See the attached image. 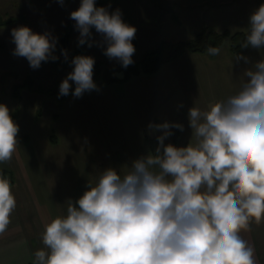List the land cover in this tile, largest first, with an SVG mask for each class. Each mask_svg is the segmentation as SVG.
I'll list each match as a JSON object with an SVG mask.
<instances>
[{
    "label": "clouds",
    "instance_id": "clouds-1",
    "mask_svg": "<svg viewBox=\"0 0 264 264\" xmlns=\"http://www.w3.org/2000/svg\"><path fill=\"white\" fill-rule=\"evenodd\" d=\"M70 18L80 45L95 28L109 59L124 68L133 63L136 28L122 20L119 9L110 14L95 0H81ZM11 36L13 55L26 58L31 68L57 59L48 33L20 26ZM241 47L264 49V3L251 14ZM206 51L215 56L221 49L208 46ZM94 63L91 56L74 57L59 95L69 94V81L77 98L96 89ZM244 76L236 93L206 110L189 109L194 143L166 145L171 129L183 131V125L150 124L163 131L155 153L136 159L123 174L104 170L77 200L69 199L66 215L45 224L44 248L34 253V264H256L255 250L241 233L264 221V59ZM18 133L9 108L0 104V163L13 158ZM16 206L11 182L0 172V236Z\"/></svg>",
    "mask_w": 264,
    "mask_h": 264
},
{
    "label": "rangeland",
    "instance_id": "rangeland-1",
    "mask_svg": "<svg viewBox=\"0 0 264 264\" xmlns=\"http://www.w3.org/2000/svg\"><path fill=\"white\" fill-rule=\"evenodd\" d=\"M155 1L95 0L97 7L106 8L110 14L119 9L122 20L136 28L133 63L164 39L192 38L211 17L216 20L213 27L218 31L246 32L251 14L264 3V0H220L225 5L212 9L209 4L193 8L190 6L193 0ZM80 3L81 0H64L63 4L60 0H0V104L7 105L19 126L16 152L11 161L3 164L14 168L20 178L12 187L17 206L8 227L13 235L9 241L4 236L7 240L0 242V249L5 243L9 246L7 251H0V264H34V253L44 248L41 241L44 227L42 231L36 230L37 240L26 238L19 231V227L27 226V215L22 211L32 210L30 217L47 213L46 224L66 215L67 201L77 200L104 170L112 168L123 174L136 159L154 154L148 138H156L163 131L150 128V124H182L177 145L187 146L190 140L195 142L189 109L195 106L206 110L210 104L239 90L241 76L231 66L238 60L230 50V37L218 55L187 51L158 72L112 81L109 79L122 78L125 68L119 60L104 54L107 44L92 28L82 55L94 58L93 81L97 87L77 98L72 95L76 85L69 81V94L60 96L59 86L73 71V58L80 56L75 53L80 33L70 18ZM173 11L175 15L171 17ZM2 20L7 22L1 23ZM20 26L35 33H48L55 45L69 31L70 42L60 53L61 63L55 65L50 58L33 69L26 58L14 56L11 30ZM249 53L253 54L244 57L250 58V62L264 59V49ZM185 63L194 64L195 71L186 68ZM194 73L196 78L191 76ZM193 79L197 82L193 83ZM202 94L208 100L214 98L202 102L192 99ZM174 129L178 128L171 129L172 135L165 139L167 144H172ZM27 176L33 180V189L26 187Z\"/></svg>",
    "mask_w": 264,
    "mask_h": 264
},
{
    "label": "trees",
    "instance_id": "trees-1",
    "mask_svg": "<svg viewBox=\"0 0 264 264\" xmlns=\"http://www.w3.org/2000/svg\"><path fill=\"white\" fill-rule=\"evenodd\" d=\"M153 1L156 3L155 0ZM171 13L173 17L175 15V11ZM3 21L7 22V20H2L1 23H4ZM247 33L248 31L231 32L228 29L221 32L215 29L211 25H205L190 39L178 40V41L164 39L159 44L158 47L148 51L141 60L136 61L131 65H129L127 68H125L124 76L122 78L117 76L109 80L112 81L118 79L129 80L132 76L140 75L142 73L149 74V73L158 72L163 65L171 61H174L176 59H179L187 51L207 52L206 48L208 46L220 48L228 37H230L231 39V43H230L231 52L234 54L239 53L246 49L241 47V43L245 41ZM70 37H71V33L69 31H65L64 34H62L59 37L53 51V55L57 57V59L52 60L55 65L61 63L60 53L64 52L68 48ZM87 42L84 45L79 44L75 49V53L82 55L85 52V45L87 44ZM0 47H2L1 43H0ZM25 85L27 86V84ZM15 91L16 92L14 94L17 96L19 94L18 90ZM179 133H180L179 129H174L173 140L171 143L175 146H177L178 143ZM157 137L148 138L150 147L152 148L154 153L156 147L158 146ZM165 143L167 144L168 142ZM0 172H2L4 176L10 180L11 185H14L16 183L17 178L13 168H11L8 165H4L3 163H0Z\"/></svg>",
    "mask_w": 264,
    "mask_h": 264
},
{
    "label": "crops",
    "instance_id": "crops-1",
    "mask_svg": "<svg viewBox=\"0 0 264 264\" xmlns=\"http://www.w3.org/2000/svg\"><path fill=\"white\" fill-rule=\"evenodd\" d=\"M200 1L201 0H199V1L193 0V2L190 3V6H192L194 8V7H199V6H203V5L209 4L208 6H210V8L217 9V8H220V7H222V6L225 5V2L224 1H220V0H217L215 2L213 0H202V2H200ZM190 6H186V7L189 8ZM215 23H217L216 20L213 17H211V19L207 20V22H206L205 25L215 26V25H217ZM253 50H256V49L251 48V47H248V48H246L245 50H243V51H241L239 53H235V55H233V56L235 57L236 55H242V56H247L248 57V56H251L253 54V53H249V52H251ZM258 61L259 60H255L254 62H250V58H249V59H247V62H245V60H243V61H240L239 60V61H235L234 63L231 64V66L234 67V69L236 67V70H238L237 71L238 72L237 74H240V76H241V83H242V81H246V78L247 77L244 76V78H242V76L245 73V71L248 70V69H250V67H254L255 63L258 62ZM184 66L186 68H189V69H192L193 71H195L194 64L185 63ZM191 76L194 77V78H196L195 73L194 74H191ZM194 82H197V80L196 79H193V83ZM241 83L238 86L239 89L241 87ZM213 98H214V96L208 100L207 98H205L203 96V94L200 95V97H193L192 96V99L193 100H196V101H199V102H202V100H205V101L208 100V101H210ZM216 100H218V98H216ZM29 138H30V136H29ZM177 147H178V145H177ZM15 173H16V171H15ZM22 176L23 177L25 176V171H24V174ZM16 178H17L16 179V182H19V179L20 178L17 175H16ZM24 181L26 183V187L28 186L31 189H33V180H32L31 177L27 176V180L24 179ZM13 186H15V184L12 185V187ZM36 211L39 212V209L36 210ZM31 212H32V210H30V212H27V211L23 212L22 211V214L23 215H24V213L27 215V220H26L27 226L24 225V226L19 227L20 228L19 231L22 230V233L25 234V237L26 238L27 237H30L31 239L37 240V238H38L37 236L38 235L36 233V230L37 229H40L42 231L41 228H43L45 226V224L47 222L48 214L47 213L46 214H42V213L39 212L37 214L38 216L35 215L36 217L35 216H31L30 217L29 215H30ZM41 212H43V211H41ZM40 214L42 216H44L43 219H41V215ZM41 224H43V226H41ZM26 229H27V232H25ZM11 230L12 229H9V227H8L7 231L2 236H0V242L1 241L3 242L4 240H7V239H4V236L5 237L7 236L8 241L10 240L11 236L13 235ZM241 235L248 242V244L254 248V250H255V261H256V264H264V221H262L260 224H256V223L253 222L251 224V226H250V230L242 232ZM41 241H42V239H41ZM4 245H5V247H4ZM4 245H3V248L0 249V251L1 250L7 251V249H9V246H8L7 243H5Z\"/></svg>",
    "mask_w": 264,
    "mask_h": 264
}]
</instances>
